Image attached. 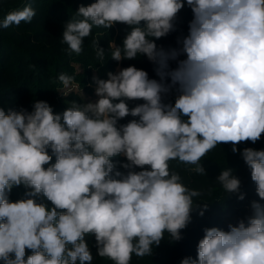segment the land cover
Here are the masks:
<instances>
[{"label":"clouds","instance_id":"clouds-1","mask_svg":"<svg viewBox=\"0 0 264 264\" xmlns=\"http://www.w3.org/2000/svg\"><path fill=\"white\" fill-rule=\"evenodd\" d=\"M185 3L193 14L188 35L178 48L158 46L176 30ZM74 13L60 40L69 56L80 55L90 38L101 66L109 56L117 63L146 57L158 79L129 65L106 79L94 75L96 100L85 102L82 91V101H69L62 113L45 100H34L31 111L0 107L3 264H92L88 236L113 264L150 257L166 234L180 241L192 213L208 208L201 198L211 189L189 187L171 162L206 176L201 161L219 145L237 153V145L264 134V0H94ZM35 16L28 3L0 19V29ZM117 24L126 26L125 36L106 50L93 28L108 33ZM57 79L74 86V76ZM173 91L175 102H165ZM239 154L259 200L226 231L205 228L197 257L180 264H264V150ZM20 186L25 198L11 201ZM213 186L245 199L230 167Z\"/></svg>","mask_w":264,"mask_h":264},{"label":"trees","instance_id":"trees-1","mask_svg":"<svg viewBox=\"0 0 264 264\" xmlns=\"http://www.w3.org/2000/svg\"><path fill=\"white\" fill-rule=\"evenodd\" d=\"M38 1L20 0L14 6V8L22 9L26 4L31 3L32 7L36 10V16L33 21L30 24L25 23V26L29 30H32L28 35L13 42L10 36L5 33L7 29H0V96L6 94L15 96L14 94L18 93L19 90H26L36 97L44 95L46 87L52 83H56L58 74L61 72L64 73L65 63L71 60V56L65 51V45L60 41L62 36H55V33L51 32V29L48 27L47 19L44 17L43 7H37ZM93 2L94 0H71L67 6L71 11L75 12L81 4L88 5ZM9 10L14 9L7 8L5 12H0V19H3ZM38 25L40 28L33 29ZM93 29V36L99 33V44L107 50L109 40H113L114 38L115 28L109 29L108 33L103 28ZM85 40L87 47L93 50L90 44V38H86ZM156 43L158 46L163 47L174 46L170 35L157 40ZM8 47L14 48L13 54H18L16 60L12 59ZM117 66L118 63L113 61L109 56L106 62L98 67V71L100 74L107 76V73L109 71L114 72ZM136 67L139 68L138 66ZM172 67L174 68L176 65L174 64ZM237 147L239 151H242L244 148L264 150V134L254 144L250 141L242 142ZM231 149V144H221L201 161L203 167L206 169V176H200L191 172L190 168L193 166L186 165L188 166L186 174L189 176V184L191 187L198 189L201 187L204 189L206 184L213 185L215 178L221 170L230 167L234 170V174L241 180V192L245 194V199L241 201L237 198L238 194H225L219 188L215 191V195H205L201 198L203 202L208 203V208L203 216L198 214V209L196 210L197 215L194 219V228L198 242L203 238L205 228L219 227L226 231L231 218L234 219V223L239 219L245 218L250 214V202L252 200H259L255 191L256 186L251 180L250 170L244 163L239 151L233 153ZM175 171L179 172L183 177H186V174L183 175L184 173L181 170L175 169ZM24 194L25 189L23 186L15 187L9 198L14 202L25 198ZM45 202L51 207L50 202ZM260 202L264 203V201ZM181 235L182 239H186L189 236L188 230H182ZM86 241L94 257L93 264L94 260L98 257L93 236L86 237ZM179 242L174 241L171 246L173 251L178 250ZM30 254L31 251L26 250V255ZM172 255L171 253L170 256L172 257ZM0 264H3V262L0 261Z\"/></svg>","mask_w":264,"mask_h":264},{"label":"rangeland","instance_id":"rangeland-1","mask_svg":"<svg viewBox=\"0 0 264 264\" xmlns=\"http://www.w3.org/2000/svg\"><path fill=\"white\" fill-rule=\"evenodd\" d=\"M19 1L20 0H0V12H5L7 8L19 10L17 7L14 8L15 4H17ZM70 1L71 0H39L37 3V7H43L44 17L47 19L48 27L51 29V32L55 33V36L57 37L60 35L62 36L65 22L75 14L67 6ZM14 10H9V12ZM192 18L193 14L191 12V9L186 5L178 14L177 20L175 21L176 30L169 34L174 46L164 47L165 49L180 47V44H178V40H182L183 37L188 35V25ZM37 28H40V26L38 25L33 29ZM114 28L115 34L113 40L119 45L122 43L127 28L123 24H117L114 26ZM30 31L32 30H29L25 26V23L21 22L19 26L13 25L9 27L5 33L10 36L11 41L16 42L18 39L28 35ZM66 48L67 45H65V49ZM8 51L10 55H12L13 60H16L18 58L17 53L13 54V47H8ZM174 64L175 62H172L171 66H173ZM129 65H134L135 67L138 66L140 69L147 71L150 78L158 79V77L155 76L154 65L150 63L146 57H139L136 60L122 61L118 63L115 71H117L119 68L127 67ZM99 66L100 64L95 57V52L87 47V43L85 40L83 52L80 55L72 54L71 60L67 61L64 66V73L75 77L74 86L69 85L68 88H65L63 84L57 80L55 84L52 83L47 86L45 94L40 97L33 96L26 90H19L18 93L14 94L15 96H9L7 94L1 95L0 107H3L5 111H7L9 108L19 109L20 107H24L31 111V105L34 100H45L53 107L54 112L62 113L68 107L67 103L69 101H82V91L84 93L85 102L88 100L95 101L96 96L94 94V86L89 87V84L92 82V77L94 75H99L102 79L107 78V76L100 74V72L98 71ZM65 93H67V95H64ZM176 95L177 93L173 91L169 96L166 97L165 102L174 103ZM140 102L142 101L130 102V106H134L135 103ZM130 119H132V117H128L120 123H127ZM118 159L124 160L123 157H120ZM53 160L55 161L54 158ZM171 166L174 170H181L182 173H184L183 175H185L188 171V166L180 164L177 161H172ZM182 178L184 180V183L191 187V185L189 184V176L186 174V177L182 176ZM204 189L206 193L209 191V189H211V194L209 196H213L215 195V191L219 189V186L206 184ZM196 215L197 213L195 210L192 213L191 222L185 228L186 230H188L189 236L186 239L180 240L177 251L172 250L171 246L174 241L170 242L166 234L165 239L161 241L160 245L158 247L154 246L152 256L144 257L143 259H141L133 254L131 264H180L181 260L186 257L195 259L197 257L198 245L194 228V219L196 218ZM233 221L234 219L231 218L229 220V223H234ZM93 239L95 243V238L93 237ZM171 253L173 254L172 257L170 256ZM93 264H113V262L108 260L107 258H101L98 256L94 260Z\"/></svg>","mask_w":264,"mask_h":264}]
</instances>
